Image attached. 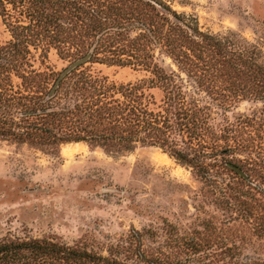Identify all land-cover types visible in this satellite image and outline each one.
Listing matches in <instances>:
<instances>
[{"label":"rangeland","instance_id":"obj_1","mask_svg":"<svg viewBox=\"0 0 264 264\" xmlns=\"http://www.w3.org/2000/svg\"><path fill=\"white\" fill-rule=\"evenodd\" d=\"M6 6L0 241L264 264V0Z\"/></svg>","mask_w":264,"mask_h":264},{"label":"trees","instance_id":"obj_2","mask_svg":"<svg viewBox=\"0 0 264 264\" xmlns=\"http://www.w3.org/2000/svg\"><path fill=\"white\" fill-rule=\"evenodd\" d=\"M42 1L43 0H14V2H33L34 4L40 2L42 3ZM8 2L9 0H0V13L2 15H7L8 13L6 6V3ZM42 13L46 16L45 23L54 22L53 15L44 13V11H42L41 14ZM45 30L50 32L48 29ZM13 32L17 38L21 34L18 33L16 29H14ZM143 138L144 137H140L139 133L137 132L135 136L130 139V141H145ZM66 140L73 141L71 139ZM80 140L82 139H76L75 141ZM176 154L178 159L188 163L192 162V160L190 161V159H188V157L182 153L178 152ZM95 258L96 257L87 251H82L68 245L59 244L46 238L0 241V264H88L90 262H95Z\"/></svg>","mask_w":264,"mask_h":264},{"label":"water","instance_id":"obj_3","mask_svg":"<svg viewBox=\"0 0 264 264\" xmlns=\"http://www.w3.org/2000/svg\"><path fill=\"white\" fill-rule=\"evenodd\" d=\"M88 57H84L83 59L75 62L74 64H72L70 67H68L63 74L61 75V77L58 79V83H60V81L69 73L71 72L76 66H78L81 62L85 61Z\"/></svg>","mask_w":264,"mask_h":264}]
</instances>
